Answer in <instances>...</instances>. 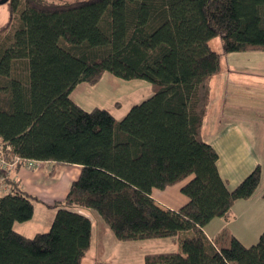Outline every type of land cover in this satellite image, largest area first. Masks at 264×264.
<instances>
[{
	"label": "trees",
	"instance_id": "16d2710c",
	"mask_svg": "<svg viewBox=\"0 0 264 264\" xmlns=\"http://www.w3.org/2000/svg\"><path fill=\"white\" fill-rule=\"evenodd\" d=\"M0 25V144L10 154L79 165L46 232L13 229L39 201L7 180L0 196V264H82L94 211L119 241L177 237L176 251L147 253L143 264H264V229L255 244L204 233L233 203L253 195L257 165L228 189L218 154L201 136L210 78L220 55L264 50V0H7ZM219 40L220 48L214 43ZM104 72L151 83L152 95L121 119L70 99ZM177 210L153 188L184 181ZM264 198V193L262 194ZM89 264H107L92 262Z\"/></svg>",
	"mask_w": 264,
	"mask_h": 264
},
{
	"label": "crops",
	"instance_id": "0c3cea01",
	"mask_svg": "<svg viewBox=\"0 0 264 264\" xmlns=\"http://www.w3.org/2000/svg\"><path fill=\"white\" fill-rule=\"evenodd\" d=\"M240 52L259 53V52H264V50H247ZM224 54L226 53L221 54L220 57ZM254 65L258 68V70H260L255 73L248 72V74L251 75L252 78H254V80H246V82L244 83L242 82L243 78L239 76H235V78L232 80L233 85L231 86V89H234L235 91L234 93H236L237 97L233 98V96H231V100H232L231 102H233V99H237L234 101H239V103L233 104L238 109L232 108V111L239 114L237 115L231 114L232 117L229 118L228 121L224 123H223V114L218 116V118L216 119L214 117L209 118L206 121L207 122L206 123L204 120L207 114V110H206V114L204 115L202 121L201 136L204 140H206V138H211V140L207 142H209L214 147V149L218 154V159L216 162L217 169L228 189L234 188L244 178V176H246V174L250 172V170H252L255 164H256L255 167L257 165L259 166L260 164V161H258L256 158V155L254 153L255 149L252 147V143L249 138L252 136L264 138V71H263L264 67H262L263 66L262 59L257 61V64ZM226 67H229V65H227ZM221 69L222 68L220 65L219 71H221ZM228 72H230V70ZM226 95H228V93H226L225 96H223L224 99L221 98L224 104H226L228 99V96ZM242 95H245L244 97L246 98L238 99V97H241ZM69 96L72 101L77 103L83 109L86 110L90 109V107H88L87 104L92 99L88 97L85 98V96H90L89 86L87 83L85 82L78 83L74 87V89L70 92ZM252 97H257V99L252 100L251 99ZM210 98H211V94H210ZM263 145L264 143H262V146ZM246 159L250 160V163L247 167L241 164L242 163L241 161H244ZM47 163L53 166L52 162L47 161V162H43L37 171L27 169L20 164L16 165L14 168L9 170H1L0 174L4 177V180L2 181L3 184L0 185V196L10 191V186L7 182V180L10 179L11 181L16 182L19 185V187L22 190H24L26 193L37 197L40 203L46 206L44 203L52 204L55 201L49 197H45V199L39 198L37 196V193L35 192H38V190H40L39 186L41 181L43 182L49 181L50 188L46 189L47 192H49V194L47 195H54L56 193L58 194L61 192L60 193L61 195L57 197L59 198V201H61L65 197L71 181L77 178L80 172V166L62 165L64 166L62 170V175L65 177H63L64 179L62 185L63 189L61 190V186L57 184L58 181L61 182L62 178L57 179L55 177L54 179L53 174L55 173V171L51 174V171L54 167L52 169L47 170L46 169ZM58 172H56L57 173L56 175H58ZM47 174L50 177L46 176ZM184 182L185 180L170 185L164 189L153 188L151 191V196L161 206L172 210H177L181 205H183L187 201V197L180 191V188ZM32 183H34V188L32 186ZM31 189L32 191H30ZM249 199L250 197L247 199H238L235 202L243 206L247 203H250L251 200ZM39 201H33V215L31 219L25 222H14L13 229L15 231L22 233L25 236H32L37 232L46 230V227L47 228L50 227L54 214H48L46 212H42L43 216L39 218L41 219L39 220L40 221L39 225H41V227L37 224L34 227L36 229L29 231L30 226L32 225L31 221H33L35 217L36 206L34 203ZM48 208H50V210L56 209L53 207H48ZM78 211L88 216L91 220V239H90V247H91L93 232H94V222H95L91 215V212L93 211H83V210H78ZM243 212L244 210H242L239 215L241 216ZM234 213L235 212L232 211V207H231L227 217L225 218L215 217L211 219L203 228L206 236L213 242H216L218 245L227 246L229 244V238L227 237V235H222V234H224L227 231L226 227L233 222V218L236 219V215ZM232 214L233 216H231ZM107 227L108 225H106L105 223L104 226H102V230L104 233L103 237L105 236L106 238L105 237L104 238L106 239V241L109 240V242H111L112 244L118 243L117 241L119 240L115 238L111 229ZM97 228H96L95 240H97L96 242H98V240L100 242H103V237L98 236ZM24 229L25 232H23ZM28 231L30 233H28ZM230 235L235 236L233 232H231ZM155 239H160V241H162V242H156L159 243L160 245L163 243L169 245L170 249L168 251H176L178 248L177 237L149 238V239H138V240H130V241L132 242L138 241L136 242L138 244L135 245H141V243H146L145 241L147 240L157 241ZM125 242H129V241H125ZM137 247L141 250L144 249V246L143 247L137 246ZM149 252L154 253V252H164V251H152V252L147 251L145 254Z\"/></svg>",
	"mask_w": 264,
	"mask_h": 264
},
{
	"label": "rangeland",
	"instance_id": "374dc122",
	"mask_svg": "<svg viewBox=\"0 0 264 264\" xmlns=\"http://www.w3.org/2000/svg\"><path fill=\"white\" fill-rule=\"evenodd\" d=\"M6 6L7 3L0 4V25L6 22L9 18V11ZM218 41L219 40H216V42ZM214 48L219 50L220 48L219 42L218 44L214 43ZM260 59H262V65H263L262 67H264V52H259V53H249V52H240V51L229 52L220 57V65L222 69L212 78H210L211 98L209 100L210 103L208 104L207 114L204 119L205 122L209 118L214 117L216 119L218 118V116L223 114V123H224L227 122L228 119L232 117L231 114H235V115L239 114L232 111V108H237L233 104L239 103V101H234L237 99H233V102H231L232 101L231 96H233V98L237 97L236 93H234L235 92L234 89H231V86L233 85L232 80L235 78V76H239L243 78L242 82L244 83L246 82V80H254V78H252V76L249 75L248 72L255 73L257 71H260L254 65L257 64V61H259ZM227 65H229V67H226ZM229 70L230 72H228ZM88 86H89L90 96H85V98L88 97L92 99L90 102H88V104L85 102L88 105V107H90V109L94 107L107 109L118 120L121 119L126 114L128 109L132 105L140 103L142 100L151 96L153 92L151 83H149L146 80L143 79L124 80L113 76L109 72H104V74L100 77L97 83H95L94 85L88 84ZM226 93H228V95H226L228 96V99L226 104H224L222 99H224L223 96H225ZM244 96L245 95H242L241 97H238V99L246 98ZM251 99L252 100L257 99V97H252ZM249 139L251 140L252 147L255 149L254 153L256 155V158L258 161H260L259 164L260 182L255 192L249 199L251 200L250 203H247L243 206L237 204L236 202L234 203V205L232 206V211L235 212L234 214L236 215V219L232 217L233 222L226 227L227 231L224 234H222V235H227V237L230 240V236H231L230 234L231 232H233L235 237H237L238 240H240L243 244L247 246L255 244L258 240L260 233L264 229V198L262 197V194L264 193V145L262 146V143H264V138L252 136ZM210 140L211 138H206L205 141H210ZM241 162H242L241 164L247 167L250 163V160L246 159ZM255 165L252 168V170L255 168ZM40 166L41 165L38 164L36 168L30 170L37 171L38 168H40ZM52 168L53 166H51L48 163L46 164L47 170ZM63 168L64 166L58 165L56 169L57 171H55V173L53 174L54 179L55 177L57 179L62 178L61 182L58 181L57 184L61 186V190L63 189L62 188L64 182L63 177H65L62 175ZM252 170H250V172ZM56 172H58V175H56L57 174ZM250 172H248L246 176ZM46 176L49 175L47 174ZM32 186L34 188V183H32ZM49 188H50L49 181L47 182L41 181L39 186L40 190H38V192L35 193H37V196L39 198L45 199V197H49L54 201H59V198L57 197L61 195L60 194L61 192L58 194L56 193L54 195H47L49 194V192H47L46 189ZM32 189L30 191H32ZM34 204L36 206L35 217L33 221H31L32 225L30 226L29 231L36 229L34 228L35 225L37 224L39 225L40 222L39 220H41L39 218L43 216L42 212H46L48 214H55L56 212V209L50 210V208L44 206L42 203H40V201L35 202ZM242 210H244V212L240 216L239 214ZM91 215L93 217V220L95 221L93 239H92L91 247L86 252L82 260V264H89L97 261L105 262L107 264H143V255H145L147 251H151V252L168 251L170 249L169 248L170 246L167 245L166 243H163L161 245L159 243H156V242H162L160 241V239H155L157 241L147 240L145 241L146 243H141V245H135L138 244L136 243L138 241H133V242L117 241L118 243L112 244L111 242H109V240L106 241L105 236H104L105 238L103 237L104 233L102 230V226H104V223L102 219L94 211L91 212ZM231 216H233V214ZM39 226L41 227V225ZM48 228L46 227V230L41 232L48 231ZM96 228L98 230L97 231L98 236L103 237V242H100L99 240L98 242H96L97 241L95 240ZM29 231L28 233H30ZM23 232H25V229L23 230ZM137 246H142V247L144 246V249L141 250Z\"/></svg>",
	"mask_w": 264,
	"mask_h": 264
},
{
	"label": "built area",
	"instance_id": "2783aa9c",
	"mask_svg": "<svg viewBox=\"0 0 264 264\" xmlns=\"http://www.w3.org/2000/svg\"><path fill=\"white\" fill-rule=\"evenodd\" d=\"M0 169L9 170L20 164L27 169H34L38 164H42V161L22 158L18 155H13L8 152L9 147H3L0 144ZM4 177L0 174V185L3 184Z\"/></svg>",
	"mask_w": 264,
	"mask_h": 264
},
{
	"label": "water",
	"instance_id": "95a60500",
	"mask_svg": "<svg viewBox=\"0 0 264 264\" xmlns=\"http://www.w3.org/2000/svg\"><path fill=\"white\" fill-rule=\"evenodd\" d=\"M7 0H0V4L6 3Z\"/></svg>",
	"mask_w": 264,
	"mask_h": 264
}]
</instances>
